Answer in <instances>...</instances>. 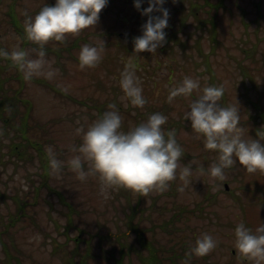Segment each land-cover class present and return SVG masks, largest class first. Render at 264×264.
Masks as SVG:
<instances>
[{"label": "rangeland", "instance_id": "rangeland-1", "mask_svg": "<svg viewBox=\"0 0 264 264\" xmlns=\"http://www.w3.org/2000/svg\"><path fill=\"white\" fill-rule=\"evenodd\" d=\"M179 2L166 0L163 5L169 11L171 28L166 29L168 34L163 46L153 53L133 52L132 40L142 34L141 26L148 19L141 15L148 6L146 0L139 11L134 8L133 0H109L99 13L96 26L77 35L70 34L63 42L50 40L43 46L45 59L55 69L51 78L39 74L25 80L10 59L8 62L0 59V77L7 76L6 85L21 88L22 96L32 101L31 121L36 125L28 132V137L40 142L45 151L51 146L57 158L65 162L61 172L55 174L47 165V157H42L33 145L23 150L22 155L11 152L9 142L13 132L10 131V135L2 132L0 122V233L2 241L8 243L10 251L23 264H70L59 246L53 248L57 244L68 247L64 244L67 234H78L79 227L85 230L84 237L95 231L100 234L117 231L115 221L122 229L127 227L122 220L126 219L123 212L114 209L115 203L118 206V200L124 202L126 197L115 198L119 187L108 188L104 195L97 176L90 175L81 181L67 165L76 155L71 149L81 143L76 129L87 127L100 112L109 110L108 105H116L124 131L136 126V117L143 122L150 115L138 114V110L150 111L152 107L161 109L167 121L171 117L184 121V112L189 103L198 98L199 92L194 91L190 97L177 96L171 102L168 97L170 90L184 77H192L199 80L201 89L223 85L225 91L220 104L226 107L237 101L244 138L261 140L255 127L264 123L257 114L264 109V0H224L216 17V44H211L204 25L197 24L193 15L185 14L186 8L175 9ZM45 3L53 6L55 0L0 1L2 49L11 52L18 47L35 58L40 46H34L26 37L25 14H36ZM11 6H14L16 21ZM174 31L178 33L177 41L172 37ZM120 32L124 37L119 36ZM102 41L105 44L102 60L95 67L81 68L78 60L81 46L98 45ZM67 44L72 45L70 53L61 47ZM130 58L143 88L146 100L143 108L132 106L123 98L119 87L120 74ZM179 137L184 152L180 164H190L194 169L190 182L186 184L179 178L178 169L177 179L169 182L166 190L153 189L147 194L130 190L132 202L139 200L141 208L147 207L140 221V225L147 228L145 235L153 238L160 248L163 264H256L241 256L234 247V229L243 222L254 231L260 222L264 223V171L248 173L237 165L226 170L224 181L214 180L202 174L200 167L207 170L217 160V153L207 150L203 139L197 138L192 129L182 128ZM20 139L14 137V140ZM231 188L238 197L228 192ZM61 196L79 211H71L72 224L68 228V207ZM20 199L28 202L26 215L5 232L6 218L15 211ZM181 206L184 208L180 215L173 223H168L171 232L156 226ZM138 218L139 211L134 221ZM204 233L216 238L218 246L204 256H186L193 241ZM10 235L12 240H9ZM97 241L95 234L92 248L95 253H101L108 245L100 246ZM143 252L147 254L146 249ZM173 252L178 254L176 263L168 259ZM5 260L6 251L0 242V264H6ZM123 262L142 264L134 252ZM88 264L109 263L98 255L89 258Z\"/></svg>", "mask_w": 264, "mask_h": 264}, {"label": "clouds", "instance_id": "clouds-1", "mask_svg": "<svg viewBox=\"0 0 264 264\" xmlns=\"http://www.w3.org/2000/svg\"><path fill=\"white\" fill-rule=\"evenodd\" d=\"M109 0H55L53 6L47 3L34 15L25 14L24 31L28 40L39 45L35 58L29 52L15 48L11 52L0 49V58L10 59L23 73L25 80L43 74L51 78L55 69L45 59L44 45L50 40L63 42L68 35H77L82 30L94 27L99 22V13ZM147 7L141 15L148 19L141 26V35L134 37L133 52H156L166 41L169 11L164 8L166 0H146ZM145 0H133L138 11ZM159 15H152V13ZM33 51H36L35 49ZM105 44H84L78 53L81 68L95 67L103 58ZM119 87L126 99L134 107L143 108L146 100L131 58L120 74ZM198 91V98L192 100L184 112V121L190 122L191 129L202 138L204 147L217 153V160L200 172L218 181L226 179V170L241 166L248 173L264 171V143L260 139H245L240 126L239 105L222 106L224 86H206L201 89L198 79L184 77L181 83L169 93L171 102L177 96L190 97ZM87 127L76 129L81 143L71 151L76 155L67 161L68 167L81 181L95 175L101 182V193L106 195L108 188L119 187L147 194L150 190H166L169 182L179 178L186 184L193 174L190 164L181 166L184 156L182 146L175 138V130L165 132L163 125L167 117L152 113L139 125L122 130V118L115 104ZM50 170L59 174L64 161L57 158L51 146L46 148ZM87 165V168H85ZM181 191L183 188L180 189ZM234 247L241 256L264 264V223L253 231L244 223L234 229ZM218 246V240L204 233L197 237L186 253L191 257L204 256Z\"/></svg>", "mask_w": 264, "mask_h": 264}, {"label": "trees", "instance_id": "trees-1", "mask_svg": "<svg viewBox=\"0 0 264 264\" xmlns=\"http://www.w3.org/2000/svg\"><path fill=\"white\" fill-rule=\"evenodd\" d=\"M1 1V0H0ZM188 2V4H186ZM180 0L179 6L176 8H186L184 11L185 14L193 15L195 17V21L199 25H204L208 31V38L211 41V44L218 43V23H217V13L221 6H224V0ZM12 12V17L17 19L16 15L14 14V6L10 8ZM166 28L167 30L171 28L169 24ZM165 29V32L168 34V31ZM172 37L178 40V33L174 31L172 33ZM36 46L35 43H33ZM45 46V45H44ZM68 49L70 53L72 45L67 44L65 46H61ZM48 49V46H46ZM51 48V47H49ZM0 49L2 47L0 46ZM54 49V48H53ZM49 50V49H48ZM50 52V51H48ZM47 52V53H48ZM1 59V58H0ZM8 62V59H6ZM4 67V66H3ZM8 81L7 76L0 77V122L2 132L7 133L10 135L9 132L12 131L13 134L10 135V142L9 146L12 150L11 152L16 153L17 155H22L23 150L29 147V145H33L39 152L42 157H47L46 151L43 148V145L40 142L35 140H31L28 137V132L33 130L36 122H32L31 119V111H32V101L29 98L22 96V89L18 87H13L12 85H6ZM152 103H150L151 105ZM23 106V109L21 108ZM264 109L261 108L260 111L257 112L259 116L262 117L264 120ZM161 113L163 114L162 110L156 109L152 107L150 111H140L138 110V114H152V113ZM100 115L102 112L99 113ZM164 115V114H163ZM264 122V121H263ZM141 123V119L136 117V125ZM184 125H187L186 127ZM165 132L168 130H175V138L178 143H180L179 133L182 128H187L191 130L190 123L185 124L184 121L175 120L174 117H171L169 121H167L163 126ZM255 133L261 134V142H264V123L261 126L255 127ZM261 131V132H260ZM14 137H20V140H14ZM48 159V157H47ZM49 166V162L47 163ZM120 190L118 193L115 194V198H119L120 195L126 196L124 202L118 200V206L115 203L114 209L117 211L121 210L126 217L123 219L127 225L125 229H122L118 222L115 221L117 224V231L115 232H108L105 234H100L97 231L93 233H89L86 237L83 236L85 230L83 228H78L79 233L73 236L67 234V238L64 241V244L68 247L60 246L57 244L54 246L53 249H56L58 246L61 248L62 252L67 255V261L70 264H88L89 258H96L98 255L108 261L109 264H130L124 263L123 260L125 258H130L131 253H136L141 260L142 264H163L162 259L159 256L160 248L154 244L153 238H149L145 235L147 230L146 227L140 225V221L145 216L144 211L146 210V206L140 207V201L137 200L135 203L132 202L130 196V190L125 188H119ZM225 189V188H224ZM228 192L232 193L235 197L237 193L235 192L234 188H231ZM61 200L65 202L68 207V223L67 228L72 224V212H79L77 208L74 206L70 201H67L64 196H61ZM155 200V199H154ZM155 201H152L154 204ZM28 202L24 199H20L17 203L15 211L10 213L5 222V232L9 230L10 227L14 226L15 223L22 220L26 215V206ZM153 207V205H152ZM165 207V206H164ZM200 207V205L198 206ZM129 208V209H127ZM184 207H179L177 210H173L172 214L168 216L167 219L163 220L162 223H158L156 226H159L163 230L167 232H171L172 229L169 228L168 223H173L174 220L180 215ZM77 210V211H75ZM139 211V218L134 221L135 215ZM155 226V225H153ZM0 233V242L4 245L6 251V264H23L20 258L14 254L13 251H10L8 243L2 241L3 238L1 237ZM98 235V244L100 246L108 245V247H103L101 253H95L92 248V239L94 235ZM9 240L13 239V236H9ZM131 238V239H130ZM72 242V245L69 243ZM62 244V243H61ZM82 245H84V249L82 250ZM147 250V254H144L143 250ZM116 254H118L116 256ZM182 255H180L181 257ZM178 254L172 253L168 259L171 260L172 263H176ZM184 258V257H183ZM75 261V263H74Z\"/></svg>", "mask_w": 264, "mask_h": 264}, {"label": "water", "instance_id": "water-1", "mask_svg": "<svg viewBox=\"0 0 264 264\" xmlns=\"http://www.w3.org/2000/svg\"><path fill=\"white\" fill-rule=\"evenodd\" d=\"M121 36H123V34L121 33Z\"/></svg>", "mask_w": 264, "mask_h": 264}]
</instances>
